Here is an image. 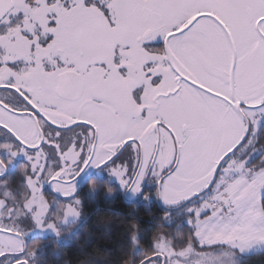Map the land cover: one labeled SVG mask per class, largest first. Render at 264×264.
<instances>
[{
    "label": "snow or ice",
    "instance_id": "1",
    "mask_svg": "<svg viewBox=\"0 0 264 264\" xmlns=\"http://www.w3.org/2000/svg\"><path fill=\"white\" fill-rule=\"evenodd\" d=\"M254 258L264 0H0V264Z\"/></svg>",
    "mask_w": 264,
    "mask_h": 264
},
{
    "label": "trees",
    "instance_id": "2",
    "mask_svg": "<svg viewBox=\"0 0 264 264\" xmlns=\"http://www.w3.org/2000/svg\"><path fill=\"white\" fill-rule=\"evenodd\" d=\"M132 209L129 207L125 201H123L120 198H117L114 202H106L103 201L101 197V203L99 204L98 209H94L93 207H88L85 209L86 214H92L90 215V219L88 221L89 225H92L95 223V221L99 217H104L105 219L110 220L112 223L110 225V231L112 233V239L114 241L118 240L121 235V228L122 225L120 221L123 219L124 215L130 212ZM140 218L147 224L149 217L141 211L139 214ZM111 246V245H107ZM68 253L72 252L71 248L66 249ZM250 264H259L258 258H254Z\"/></svg>",
    "mask_w": 264,
    "mask_h": 264
}]
</instances>
